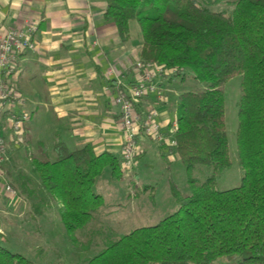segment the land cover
I'll list each match as a JSON object with an SVG mask.
<instances>
[{
    "label": "trees",
    "instance_id": "16d2710c",
    "mask_svg": "<svg viewBox=\"0 0 264 264\" xmlns=\"http://www.w3.org/2000/svg\"><path fill=\"white\" fill-rule=\"evenodd\" d=\"M106 3L105 19L123 41L138 24L144 63L163 65L171 81L185 82L189 73L205 86L179 95L177 146L170 147L185 165L191 194L174 190L175 213L110 240L83 264H213L222 258L264 264V0H236L231 13L197 0ZM237 76H243L237 141L244 176L239 186L219 190L218 176L232 165L225 91ZM53 150L54 160L33 158L32 164L60 205L69 235L84 229L104 204L94 187L105 168L114 179L124 178L123 160L96 153L92 144L72 150L57 140ZM197 165L212 167L201 184L191 177ZM0 264L37 263L0 242Z\"/></svg>",
    "mask_w": 264,
    "mask_h": 264
},
{
    "label": "crops",
    "instance_id": "0c3cea01",
    "mask_svg": "<svg viewBox=\"0 0 264 264\" xmlns=\"http://www.w3.org/2000/svg\"><path fill=\"white\" fill-rule=\"evenodd\" d=\"M106 9V0H0V36L30 23L37 28L33 35L37 48L19 54L7 74L23 98L16 109L27 111L31 120L20 142L10 130L7 115L0 116L10 144L8 158L0 164L1 243L23 235L16 216L28 212L29 220L44 221L47 229L51 221H59L60 205L56 202L57 209H53L55 201L39 176L33 175L32 164L33 158L54 160L57 140L72 150L92 144L98 154L109 151L122 158L124 134L115 103L121 88L114 78L123 76L127 84L140 80L142 71L136 65L142 60V41L133 27L132 38L123 41L116 24L105 19ZM111 68L116 75H109ZM174 81L168 75L156 77L154 82L164 96L160 99L150 93L141 109L156 104L164 122L173 119L177 109L170 106L167 89ZM147 141H139L140 157L150 145ZM7 184L14 193L6 190ZM25 188L34 189V194L28 195Z\"/></svg>",
    "mask_w": 264,
    "mask_h": 264
},
{
    "label": "rangeland",
    "instance_id": "374dc122",
    "mask_svg": "<svg viewBox=\"0 0 264 264\" xmlns=\"http://www.w3.org/2000/svg\"><path fill=\"white\" fill-rule=\"evenodd\" d=\"M197 1L212 10L231 13L236 0ZM132 27L135 31L138 24L132 23ZM242 79L243 76L234 77L226 85V121L232 165L218 176L219 190L239 186L244 176L237 141ZM204 86V83L198 82L189 73L185 82L176 77L167 89L170 106L177 109L181 93L199 90ZM19 97L23 103L22 96ZM30 120L26 127L29 126ZM147 142L150 145L146 153L137 159V165L131 172L124 171L123 179H114L109 167H106L97 179L95 192L104 197V204L84 229L68 235L61 218L59 221L53 219L52 225L48 229L44 228V221L29 220L28 212L22 214L25 212L23 208L20 209L22 215L16 216L15 221L20 225L17 228L23 235L11 237V242L4 245L10 251L23 254L37 264H83L104 249L110 240L128 234L138 227L156 225L175 213L179 205L173 192L176 190L183 196L191 194L193 186L189 182V175L179 156L169 151L170 147L150 138ZM161 146L163 150L160 149ZM134 171L136 175H133ZM211 173V166L197 165L191 177L197 184H201ZM33 175L39 176L37 171H33ZM54 204L53 209H57L56 201ZM213 264L236 262L222 258Z\"/></svg>",
    "mask_w": 264,
    "mask_h": 264
},
{
    "label": "built area",
    "instance_id": "2783aa9c",
    "mask_svg": "<svg viewBox=\"0 0 264 264\" xmlns=\"http://www.w3.org/2000/svg\"><path fill=\"white\" fill-rule=\"evenodd\" d=\"M36 29V25L30 23L25 27L12 28L4 36H0V116L7 115L11 121L10 130L20 142L24 140L26 123L31 119V115L27 111L16 109L22 104L20 93L8 81L7 74L19 54L37 48V42L33 38ZM136 66L142 71L138 82L127 84L123 76L117 75L114 78L115 84L121 88L115 96V103L120 108L124 134L122 160L126 172H131L137 165L141 153L139 144L141 139L150 138L167 147L177 146L175 138L178 129L177 116L169 122H164L158 105L153 104L145 111L140 107L142 100L152 92L158 94L160 99L163 98L164 90L154 82V79L169 75L170 71L161 64L144 63L142 60L137 62ZM108 73L110 76L116 75L113 68L108 70ZM9 148L8 139L0 124V164L8 158ZM2 174L0 166V176ZM7 190L14 193L9 184Z\"/></svg>",
    "mask_w": 264,
    "mask_h": 264
}]
</instances>
